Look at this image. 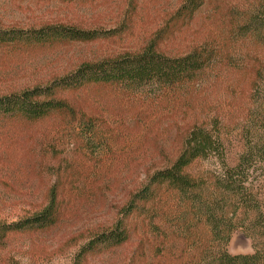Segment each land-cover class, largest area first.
Instances as JSON below:
<instances>
[{
	"label": "rangeland",
	"instance_id": "obj_1",
	"mask_svg": "<svg viewBox=\"0 0 264 264\" xmlns=\"http://www.w3.org/2000/svg\"><path fill=\"white\" fill-rule=\"evenodd\" d=\"M182 1L0 0V33L26 35L63 24L97 34L87 41L37 44L22 37L0 43V95L44 87L83 62L140 51L149 43L168 56L194 48L217 53L207 68L174 87L89 85L60 90L74 115L1 116L0 224L40 211L50 190L59 207L50 227L10 234L0 264H206L216 256L219 242L197 203L192 206L164 186L146 204L133 199L127 212L132 195L175 158L191 128L219 137L228 166L244 148L249 70L259 49L252 39H223L231 29L223 21L234 22L253 0H204L190 19L179 15ZM185 171L203 178L205 195L222 162L211 154ZM118 223L127 232L125 242L84 252ZM227 250L252 252V241L234 230Z\"/></svg>",
	"mask_w": 264,
	"mask_h": 264
},
{
	"label": "trees",
	"instance_id": "obj_2",
	"mask_svg": "<svg viewBox=\"0 0 264 264\" xmlns=\"http://www.w3.org/2000/svg\"><path fill=\"white\" fill-rule=\"evenodd\" d=\"M203 3L204 0H183L179 8L180 17L190 19ZM249 6L247 11L237 15L234 22L223 21L225 27L229 28L231 24V29L226 28L223 39H252L259 49L253 52L256 56L249 70L253 72L247 95L250 107L242 130L244 148L237 162L233 166L225 163L222 145L216 134L205 128H191L175 158L152 172L145 184L132 195L127 206L128 212L134 205L133 199L136 203H148L154 197L153 191L162 186L192 206L197 203L198 212L210 227L212 239L219 242L216 256L206 264H264V191L261 190L264 182V0H253ZM20 31L5 30L0 33V43L22 37L37 44L53 40L87 41L97 35L93 31L63 24L27 30L26 35ZM8 34H12L13 38ZM216 55L210 49L194 48L183 55L168 56L149 43L140 51L83 62L72 72L44 87L35 86L0 95V117L43 119L63 112L74 115V108L60 95V90H77L97 84H123L138 88L156 83L174 87L193 79L210 65ZM211 154L220 157L222 172L210 180L212 188H206L204 195L200 192L203 178L192 177L185 169L195 160L205 159ZM58 207V196L50 190L46 204L40 211L10 224H0V249L5 239L14 232L53 225L58 219ZM237 229H241L252 241V252L232 254L227 250L230 234ZM127 237L125 228L118 223L89 242L84 252L97 244H121Z\"/></svg>",
	"mask_w": 264,
	"mask_h": 264
}]
</instances>
